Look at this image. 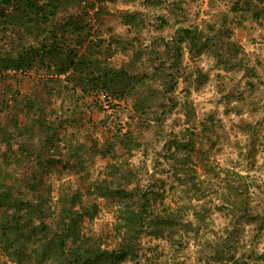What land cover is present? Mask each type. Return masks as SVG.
<instances>
[{"label":"rangeland","instance_id":"374dc122","mask_svg":"<svg viewBox=\"0 0 264 264\" xmlns=\"http://www.w3.org/2000/svg\"><path fill=\"white\" fill-rule=\"evenodd\" d=\"M76 11L63 5L56 23ZM78 15L87 23L79 36L85 41L77 45V33L70 36L62 56L69 47L89 46L106 70L135 75L134 87L122 98L96 95L62 76L53 80L57 90L50 93L52 81L45 82V75L52 76L54 68L0 79V194L8 201H33L41 193L52 207L62 196H69L68 204L74 197L75 209L83 206L92 214L80 223L81 238L118 249L120 202L93 184L106 179L118 187L128 174V186L138 192L163 193L153 214L166 215L170 226L157 235L146 220L148 228L135 237L136 253L120 264H215L214 231L226 236L235 220L216 207L231 206L229 188L240 183L234 177L240 172L249 176L250 187L236 196V206L246 200L262 216L238 219L241 239L231 240L240 259L235 264H264V0H85ZM184 27L193 29L192 37L183 35ZM5 47L0 36V51ZM40 115L56 126L52 142H42L45 133L35 122ZM119 138H127L126 145L119 142L102 154ZM176 140L191 147L195 161L210 156L216 165L208 173L197 166L208 186L202 200H193L207 213L201 224L192 208H178L197 187L184 193L185 185L173 177L167 154ZM42 160L49 163L34 190V179L28 182L35 161ZM14 213L13 202L0 208V231ZM56 238L54 226L14 233L8 242L0 235V264H67L68 249L63 260L55 256L63 251Z\"/></svg>","mask_w":264,"mask_h":264},{"label":"trees","instance_id":"16d2710c","mask_svg":"<svg viewBox=\"0 0 264 264\" xmlns=\"http://www.w3.org/2000/svg\"><path fill=\"white\" fill-rule=\"evenodd\" d=\"M161 0H150L152 4H158ZM85 0H0V36L4 40L5 49L0 51V79L15 78L17 76H25L31 73L32 70L51 69L53 75H45V82L52 81V85L47 86L48 92L57 90L54 81L65 80L68 77L75 80L82 90L88 93L102 95L112 93L117 98H122L125 93L134 87L132 83L135 75H128L124 70L110 69L101 65L98 57H93L96 51H90L89 46L81 50L77 45H83L85 38L83 36L87 23H84V18L78 15L79 7ZM76 6L77 11L71 14L63 24L56 23L57 16L61 7ZM81 9V8H80ZM51 22H55L51 24ZM84 30V31H83ZM183 35L193 36V29L184 27ZM83 31V32H82ZM77 33L78 42L76 46L69 47V50L64 56L66 48L61 49L70 36ZM18 45L22 46L20 49ZM90 45V44H88ZM100 45V44H93ZM56 68V69H55ZM70 73V75H69ZM121 94V95H120ZM37 103L30 105V108H36ZM144 108V105H140ZM43 108H39V111ZM39 125L40 130L45 133L43 144L52 142L55 132L52 131L56 126L49 123L43 116H38L35 120ZM127 138H119L117 142L110 143L106 149H103L102 154L106 155L115 148L114 144L124 143L126 145ZM55 146V145H54ZM186 143H174V149L170 148L167 158L173 161V177L180 183L185 185L182 189L184 193H188L189 189L196 188L195 195L189 197V200H184L178 208H192L193 214L199 223H203L207 218L205 210H199L202 205L193 204V200H202L205 194L206 179L199 177L198 167L200 166L204 173L215 171V163L210 156L201 157V162L195 161L192 157V151ZM193 148V147H192ZM184 151L183 153H180ZM49 161L42 160L41 163L35 161L36 169L33 170L30 176L29 184L34 179V190L39 188V185L44 180L45 165ZM51 165V164H50ZM38 166V167H37ZM34 176H36L34 178ZM235 179L240 183L232 185L229 190V196L233 199H228L231 206L227 211H224L221 205H217V209L225 214H231V226L226 227L227 235L218 234L215 230V237L211 241L210 256L214 259L215 264H235L240 262V259L234 256L236 244L231 240H240L239 218L248 217V220H256L262 216L260 211H253L249 208L247 201L243 205L236 206V196H241L240 192L249 191L250 183L249 176L243 175L235 171ZM106 179L102 182L94 183L98 193L107 195L112 194L117 196L119 200L118 215L116 217V230L122 229L123 237L121 238V247L117 248H101V246L87 239L81 238L82 230L80 223L84 221L88 214L86 209L81 206L80 209H75V201L68 204V195L62 196L60 205L52 207L46 196L43 194H34L33 201L27 199L7 200L6 197L0 194V208L5 203H12L16 206V213L12 215L6 225H2L0 231L4 242H8L12 234L28 232H46L53 226L56 228L55 244L63 251L59 254L55 251L57 259L63 260L65 249L70 253L69 263L67 264H120L127 257L133 256L136 253L137 246L135 245V237L141 234L148 228L149 222L153 223L156 231L154 234H162V231L167 226H170L169 219L166 215L153 214L155 201L158 197H162L163 193L152 189L148 192H138L135 187H129L133 179L129 178L128 174L123 175V183L118 187H110L105 184ZM188 186H192L187 188ZM244 189V190H243ZM237 197V199L239 198ZM174 211V210H173ZM153 214V215H152ZM146 220L149 222H146ZM237 221V222H236ZM186 224H191L187 221ZM4 228V229H3ZM230 228V229H229ZM48 234V233H47ZM72 244V245H71ZM60 251V250H59ZM17 252V249H16ZM99 260V263H97Z\"/></svg>","mask_w":264,"mask_h":264}]
</instances>
